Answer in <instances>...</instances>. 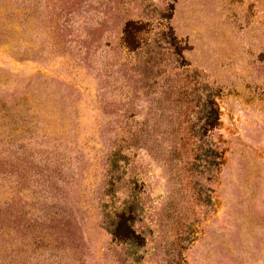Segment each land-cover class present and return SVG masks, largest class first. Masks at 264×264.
Instances as JSON below:
<instances>
[{
  "label": "rangeland",
  "instance_id": "rangeland-1",
  "mask_svg": "<svg viewBox=\"0 0 264 264\" xmlns=\"http://www.w3.org/2000/svg\"><path fill=\"white\" fill-rule=\"evenodd\" d=\"M0 264H264V0H0Z\"/></svg>",
  "mask_w": 264,
  "mask_h": 264
},
{
  "label": "trees",
  "instance_id": "trees-1",
  "mask_svg": "<svg viewBox=\"0 0 264 264\" xmlns=\"http://www.w3.org/2000/svg\"><path fill=\"white\" fill-rule=\"evenodd\" d=\"M216 125H207V128L211 129L214 128ZM124 221V220H123ZM124 225L126 226V221L124 222ZM128 229V228H127Z\"/></svg>",
  "mask_w": 264,
  "mask_h": 264
}]
</instances>
